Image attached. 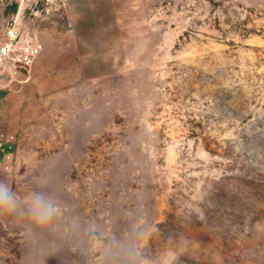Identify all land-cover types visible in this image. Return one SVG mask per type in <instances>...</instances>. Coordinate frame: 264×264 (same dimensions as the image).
<instances>
[{
  "label": "rangeland",
  "instance_id": "374dc122",
  "mask_svg": "<svg viewBox=\"0 0 264 264\" xmlns=\"http://www.w3.org/2000/svg\"><path fill=\"white\" fill-rule=\"evenodd\" d=\"M19 12L45 49L0 89L22 104L0 264H129L117 242L132 264H264V0H17L0 21Z\"/></svg>",
  "mask_w": 264,
  "mask_h": 264
},
{
  "label": "built area",
  "instance_id": "2783aa9c",
  "mask_svg": "<svg viewBox=\"0 0 264 264\" xmlns=\"http://www.w3.org/2000/svg\"><path fill=\"white\" fill-rule=\"evenodd\" d=\"M9 1L17 0H0V8ZM20 15L21 12L9 21H0V89H8L14 82L29 78L45 49L39 36L21 25ZM0 142L14 144L16 133L1 129Z\"/></svg>",
  "mask_w": 264,
  "mask_h": 264
},
{
  "label": "clouds",
  "instance_id": "9594fccd",
  "mask_svg": "<svg viewBox=\"0 0 264 264\" xmlns=\"http://www.w3.org/2000/svg\"><path fill=\"white\" fill-rule=\"evenodd\" d=\"M21 210L20 201L6 181L0 180V211L16 212ZM57 212L55 195L43 190L33 191L30 195V204L26 209L27 215L38 225H46L51 222ZM117 249L128 256L129 264H132L131 247L117 242Z\"/></svg>",
  "mask_w": 264,
  "mask_h": 264
},
{
  "label": "crops",
  "instance_id": "0c3cea01",
  "mask_svg": "<svg viewBox=\"0 0 264 264\" xmlns=\"http://www.w3.org/2000/svg\"><path fill=\"white\" fill-rule=\"evenodd\" d=\"M20 82H25V81H20ZM14 86H15L14 88H17L16 85ZM8 98H9L8 93L0 91V130L6 128L5 124L8 125V128L12 127L9 124V121H11L12 123L16 121L18 115L17 108L21 107L22 105L21 103H18L16 101L13 103H9ZM7 117L9 118L8 122H6L5 120Z\"/></svg>",
  "mask_w": 264,
  "mask_h": 264
}]
</instances>
